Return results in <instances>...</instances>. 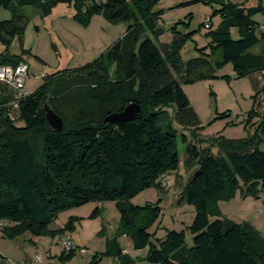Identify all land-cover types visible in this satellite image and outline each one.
I'll return each mask as SVG.
<instances>
[{"label": "trees", "instance_id": "trees-1", "mask_svg": "<svg viewBox=\"0 0 264 264\" xmlns=\"http://www.w3.org/2000/svg\"><path fill=\"white\" fill-rule=\"evenodd\" d=\"M217 4L219 27L209 33L212 58L180 62L174 49L162 51L155 38L158 15L152 13L158 0H0V8L32 6L44 17L58 5L72 6L75 18L88 24L101 15L111 23L125 17L134 21L125 36L105 55L77 71L60 70L44 78L36 93L21 101L18 121H10L6 105L12 94L0 84V221L8 223L1 235L16 240L25 234L36 238L53 234L49 225L61 212L92 202H113L120 214L123 235L131 237L134 249L150 248L146 260L153 264H264V239L249 225L221 216L218 203L234 199L245 186L244 197H257L264 185V87L254 88L250 117L259 116L257 134L242 140L222 137L211 140L220 153L202 150L200 121L182 85L214 77L217 65L230 64L239 78L264 72L263 41L252 17L264 11L262 5L245 7L230 0H192ZM238 28L234 40L231 28ZM210 28V26H209ZM15 21L0 22V44L4 64L28 63V53L7 55L12 41L22 34ZM221 50L222 62H213ZM136 104L138 115L124 124L105 123L107 117ZM49 105L61 117V133L50 129L42 109ZM189 130L191 140L174 127ZM179 140L185 145L186 171L198 168L180 197L195 208L190 226L192 246H186L183 232L170 231L165 239L148 232L160 217L159 205L134 206L132 199L150 188L161 192L160 181L178 169ZM201 142V140H200ZM93 211L91 218L99 216ZM210 217L216 220L210 221ZM73 220L56 234L73 230ZM72 250L65 258L75 255ZM117 255L132 264L123 249Z\"/></svg>", "mask_w": 264, "mask_h": 264}, {"label": "rangeland", "instance_id": "rangeland-1", "mask_svg": "<svg viewBox=\"0 0 264 264\" xmlns=\"http://www.w3.org/2000/svg\"><path fill=\"white\" fill-rule=\"evenodd\" d=\"M234 4L245 7L262 5L264 0H230ZM220 7L217 4H205L192 0H158L152 13L158 15V38L149 34L155 45L162 51L164 46L174 49L177 59L182 63L200 57L212 58L211 31L221 23ZM207 19L210 20L207 23ZM256 23L257 34L264 38V11L252 17ZM15 21L23 29L22 34L12 41L7 55L16 56L25 51L29 65V78L26 90L29 95L36 93L44 86V78L60 70L77 71L92 64L121 40L133 20L124 18L111 23L101 15L91 17L88 24H82L75 18L72 6L58 5L48 17L32 6L13 5L10 9L0 8V22ZM210 26V28L208 27ZM234 40L240 38L238 28L230 30ZM264 40V39H263ZM264 44L261 41L253 52L261 53ZM0 44V55L4 53ZM213 62H222L221 50ZM259 89L264 87V72L239 78L230 64L217 65L214 77L205 78L195 83L182 85L192 108L200 121L197 146L202 150H211L212 154L220 153L211 140L222 137L227 140H242L257 134L264 115V102L258 109L259 116L250 117L256 95L255 84ZM16 116V115H15ZM16 126L23 127L24 122L18 121ZM179 139L186 135L191 140L189 130H183L176 122ZM185 145L179 140L177 150L180 164L176 171L165 175L160 183L165 188L161 192L150 188L141 192L130 201L134 206L143 207L147 204L159 205L161 215L148 229L155 239H165L170 231L183 232L186 246H192L190 226L194 220L195 208L186 202L180 203L183 187L197 172L198 168L186 171L184 165L187 158ZM264 152V144H259ZM234 199L221 201L218 208L221 216L238 224L249 225L264 239V185L258 187V196L244 197L245 186L241 184ZM99 210L97 218H91L94 210ZM73 220V230L66 236L78 247L75 255L65 258L60 244V236L56 233ZM216 220L210 217V221ZM120 214L113 202H92L78 208L61 212L49 225L53 234L42 237L37 244L29 234L17 240L0 239V264H35L41 257L40 264H124L114 253L118 249L126 250L127 258L132 264H153L146 260L150 248L135 250L131 237L120 231ZM84 249L86 254H81Z\"/></svg>", "mask_w": 264, "mask_h": 264}, {"label": "built area", "instance_id": "built-area-1", "mask_svg": "<svg viewBox=\"0 0 264 264\" xmlns=\"http://www.w3.org/2000/svg\"><path fill=\"white\" fill-rule=\"evenodd\" d=\"M210 22L209 19L206 21ZM209 27V25H208ZM29 78V65L28 63H20L17 66L4 64L0 56V84L6 86L12 94V100L6 105L7 114L10 121L15 122L16 116H18V110L21 101L25 100L29 96L26 90V82ZM16 115V116H15ZM8 225L5 221H0V234L4 227ZM60 244L65 253L72 250H77L78 247L70 240L69 236L65 234L60 236ZM81 254H86L84 249H79ZM41 257H37L35 264L39 263Z\"/></svg>", "mask_w": 264, "mask_h": 264}, {"label": "water", "instance_id": "water-1", "mask_svg": "<svg viewBox=\"0 0 264 264\" xmlns=\"http://www.w3.org/2000/svg\"><path fill=\"white\" fill-rule=\"evenodd\" d=\"M46 114V120L50 129L55 132L61 133L63 130V121L56 112L49 105H44L42 108ZM140 112V107L136 104H132L126 107L122 112L113 114L106 118L105 123L110 124H124L129 122L134 116L138 115Z\"/></svg>", "mask_w": 264, "mask_h": 264}, {"label": "crops", "instance_id": "crops-1", "mask_svg": "<svg viewBox=\"0 0 264 264\" xmlns=\"http://www.w3.org/2000/svg\"><path fill=\"white\" fill-rule=\"evenodd\" d=\"M1 238H3V236L0 234V239H1ZM18 239H19V238H18ZM41 239H42V238H35V239L31 240V242L34 243V245H36V244H37V241H39V240H41ZM16 240H17V239H16ZM0 251H2L1 248H0ZM124 252L127 253L126 250H124ZM0 255H1V252H0ZM41 262H42V258H41L40 262L37 263V264H40Z\"/></svg>", "mask_w": 264, "mask_h": 264}]
</instances>
